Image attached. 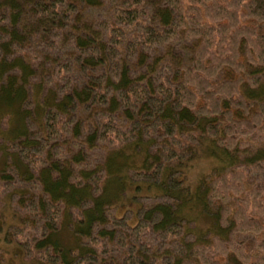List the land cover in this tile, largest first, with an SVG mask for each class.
I'll use <instances>...</instances> for the list:
<instances>
[{
    "label": "trees",
    "instance_id": "trees-1",
    "mask_svg": "<svg viewBox=\"0 0 264 264\" xmlns=\"http://www.w3.org/2000/svg\"><path fill=\"white\" fill-rule=\"evenodd\" d=\"M260 78L264 0H0L4 241L36 264H264V179L188 181L205 140L264 142Z\"/></svg>",
    "mask_w": 264,
    "mask_h": 264
},
{
    "label": "rangeland",
    "instance_id": "rangeland-1",
    "mask_svg": "<svg viewBox=\"0 0 264 264\" xmlns=\"http://www.w3.org/2000/svg\"><path fill=\"white\" fill-rule=\"evenodd\" d=\"M254 64H248V76L256 75L253 72L256 68L253 67ZM259 70L263 69L257 66ZM257 75H262V73L257 72ZM259 86L252 88V86L245 85L244 92L249 94L258 100L260 97L264 96V78H260ZM242 113V112H241ZM242 114H245L244 112ZM2 137L0 131V146L2 144ZM248 142L247 147L238 148L232 154L226 153L221 148L212 146V141L205 140L204 145L201 147L200 151L194 158L192 163V168H190L188 173V181L191 188L196 189L200 179L214 170L219 172H231L236 168V164L242 165L247 174L246 184L247 187H251L254 184L261 183L264 179V142H260L256 138L246 139ZM233 162L235 164H233ZM2 168V165L0 164ZM230 204L235 205L234 202ZM219 206L214 204L210 205L211 211H218ZM198 216V212L194 211ZM10 218V213L8 212L7 220ZM199 225L206 229L215 225L213 218L205 217L204 213L201 212L200 219L198 221ZM5 231L0 230V264H36V260L28 258L24 255L22 249H20L16 242H10L8 239L4 241ZM246 236H243L245 238ZM257 236H250L246 242L248 243V250L252 252L255 256L260 255L261 252L255 248V242ZM3 241V242H2Z\"/></svg>",
    "mask_w": 264,
    "mask_h": 264
}]
</instances>
